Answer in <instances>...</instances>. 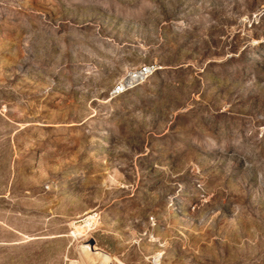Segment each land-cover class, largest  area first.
I'll return each instance as SVG.
<instances>
[{"label":"rangeland","instance_id":"374dc122","mask_svg":"<svg viewBox=\"0 0 264 264\" xmlns=\"http://www.w3.org/2000/svg\"><path fill=\"white\" fill-rule=\"evenodd\" d=\"M87 245L264 264V0H0V264Z\"/></svg>","mask_w":264,"mask_h":264},{"label":"bare ground","instance_id":"6f19581e","mask_svg":"<svg viewBox=\"0 0 264 264\" xmlns=\"http://www.w3.org/2000/svg\"><path fill=\"white\" fill-rule=\"evenodd\" d=\"M136 77H132V79L128 82L131 84ZM92 217L85 218L75 223V228L78 231H82L83 229H89ZM81 234V233H80ZM80 256L82 258L83 264H111V257L106 253L97 250L91 249V247L83 246L80 249Z\"/></svg>","mask_w":264,"mask_h":264},{"label":"built area","instance_id":"2783aa9c","mask_svg":"<svg viewBox=\"0 0 264 264\" xmlns=\"http://www.w3.org/2000/svg\"><path fill=\"white\" fill-rule=\"evenodd\" d=\"M147 73H148V70H147V69H143L142 72H141L140 74H144V75H146ZM128 85H129V84H127V82H126V83L124 84V86H121V87L117 88V90L122 91L124 88L129 87Z\"/></svg>","mask_w":264,"mask_h":264}]
</instances>
